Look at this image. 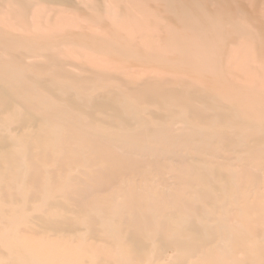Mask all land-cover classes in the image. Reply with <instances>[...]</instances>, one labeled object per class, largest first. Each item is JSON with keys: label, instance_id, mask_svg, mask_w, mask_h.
<instances>
[{"label": "rangeland", "instance_id": "obj_1", "mask_svg": "<svg viewBox=\"0 0 264 264\" xmlns=\"http://www.w3.org/2000/svg\"><path fill=\"white\" fill-rule=\"evenodd\" d=\"M0 264H264V0H0Z\"/></svg>", "mask_w": 264, "mask_h": 264}]
</instances>
